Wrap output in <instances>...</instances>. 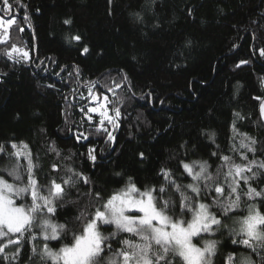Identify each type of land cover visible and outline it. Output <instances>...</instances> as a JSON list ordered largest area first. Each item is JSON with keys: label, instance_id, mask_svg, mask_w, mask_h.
Segmentation results:
<instances>
[{"label": "trees", "instance_id": "obj_1", "mask_svg": "<svg viewBox=\"0 0 264 264\" xmlns=\"http://www.w3.org/2000/svg\"><path fill=\"white\" fill-rule=\"evenodd\" d=\"M9 3L10 14L0 11L4 19L16 20L0 42V143H26L39 164L36 178L42 184L61 182L69 167L89 179L88 184L65 186L67 194L56 202L53 219L66 225V235L47 241L54 251L71 243L85 218L129 177L142 189L158 187L164 167L188 184L191 178H185L180 161L207 160L213 173L222 163L221 154L246 163L239 158L246 150H230L240 142L234 124L256 141L255 152L247 153L249 160L264 161V119L259 112L264 100V56L259 54L264 49V0H20L26 8L16 0ZM13 45L29 58L17 62L13 53L9 59L6 52ZM93 81L99 100L89 103ZM114 82L122 85L115 95L107 91ZM104 95L113 102L108 107H118L121 116L115 126L105 122L107 132H97L98 114H91L88 122L80 109L97 106ZM77 132L88 139L77 141ZM53 146L56 151H51ZM89 149H95V161ZM8 165L0 155V169ZM4 178L11 182L6 174ZM250 183L264 189V175ZM245 201L223 217L226 224L247 215ZM204 202L211 203V198ZM23 203L30 198L17 200ZM247 203L264 212L261 199ZM212 211L222 215L215 207ZM101 229L108 235L114 226ZM229 229L204 236L218 242L212 264H225L228 253H235L233 264H240L251 254L233 244L238 237ZM120 238L109 241L114 249ZM6 242L7 237L0 241ZM44 243L30 241L26 234L16 259H0V264H51L32 251L33 244L39 252ZM16 247L9 245L5 253L11 257ZM251 258L261 264L259 255ZM177 264H182L179 258Z\"/></svg>", "mask_w": 264, "mask_h": 264}, {"label": "snow or ice", "instance_id": "obj_2", "mask_svg": "<svg viewBox=\"0 0 264 264\" xmlns=\"http://www.w3.org/2000/svg\"><path fill=\"white\" fill-rule=\"evenodd\" d=\"M2 2L4 7L0 11L6 15L10 14L13 4L9 3V0ZM16 3L21 8L27 7L21 4L20 0H16ZM135 15L142 19L139 13ZM24 19H28L26 14ZM15 23L14 18L5 20L0 16V29L4 30L5 37L8 29ZM65 23L70 21L66 20ZM71 39L79 41L81 37L74 36ZM0 42H5L4 38H0ZM83 51L87 52L88 49L85 47ZM13 53H17V62L29 58L27 51L15 45L6 55L13 59ZM259 54L264 56V49L259 50ZM90 84L92 87L88 88V94L89 103H92L98 101L99 97L93 91L96 82ZM120 87V83L114 82V87L108 88L107 91L115 95V89ZM81 99L88 98L81 94ZM112 103V100L104 95L97 106L87 107L86 111L81 107L80 111L88 122L93 120L91 114H98L96 131L107 132L105 122L115 126L116 118L121 116L118 107H108ZM110 112L113 114L110 115ZM259 112L260 117L264 119V100L259 105ZM236 115L244 118L239 113ZM233 132L240 137V142L238 147L234 144L230 150H246L239 152L240 160L246 163H236L231 156L221 154L218 159L222 163L213 173L207 160L190 163L180 161V166L186 174L185 178L191 177V183L188 184L180 182L171 169L164 167L158 174L162 177L158 187L145 186L142 189L129 177L123 187L114 190L100 207L85 218L82 231L73 234L72 242L55 251L49 247L47 241H59L66 235V225L53 219L56 202L67 194L65 186L72 188L79 182L88 184V177L69 167L65 169V175L60 177L61 182L51 179L47 184H42L36 178L39 164L34 160L26 143L13 142L9 146L0 143V155L7 157L9 161L8 166L0 169V173H3L0 174V241L7 237L6 243H0V259H16L20 252L21 240L27 234L30 241H45L39 252L36 244H33L32 251L39 254L42 261H51V264H101L102 260L104 264H177V258L182 264H212L211 258L217 253L218 242L205 239L200 247L193 243V239L202 234L214 235L216 230L228 227L223 217L240 208L242 200L246 198L247 215L239 218L236 221L238 227L230 228L229 231L238 237L233 240V244L250 249L251 254L259 255L261 264H264V212H261L256 203H247L257 198L264 201V189L258 191L250 183L258 176L264 175V161L249 160L247 153L255 152L252 145L256 141L247 134L240 133L235 124ZM74 135L77 141L88 139L82 132ZM108 137L113 139L111 133ZM246 140L249 142L245 143ZM9 147L11 151L8 150ZM51 151H56L55 146ZM94 152L95 149H89L88 153L93 161L96 159ZM212 155L217 156V153ZM52 169L59 171L55 164ZM4 174L11 177V182L4 178ZM96 197L98 200L102 199L99 193H96ZM28 198L30 203L17 204V200ZM209 198L211 203H205L204 200ZM213 207L222 215L212 211ZM189 215L191 218L185 219ZM105 225L114 226V231L105 235L101 231ZM121 236L122 238L116 240L119 247L114 249L109 241ZM9 245L17 246L11 257L5 253ZM106 251L109 255L104 256ZM251 254L244 256L240 264H255ZM235 255L228 253L225 264H233Z\"/></svg>", "mask_w": 264, "mask_h": 264}, {"label": "rangeland", "instance_id": "obj_3", "mask_svg": "<svg viewBox=\"0 0 264 264\" xmlns=\"http://www.w3.org/2000/svg\"><path fill=\"white\" fill-rule=\"evenodd\" d=\"M6 20V19H5ZM12 27V26H11ZM10 29L11 28H9L8 29V31H7V33L10 31ZM0 35H1V37L2 38H4V40H6L7 38H8V34H7V36L5 37V34H4V30L3 29H0ZM25 51V50H24ZM191 178V177H190ZM238 219H235V220H232L229 224H227V226H229L230 228H235V227H238V225H237V223H236V221H237ZM224 223H225V221H224ZM226 224V223H225ZM106 226H108V225H105V226H103V227H106ZM101 231H102V229H101ZM204 236H208V234H202L200 237H196V238H194L193 239V243H195V244H197V246H200V247H202L203 246V240H205V239H208V238H204ZM197 241H199V243H197ZM212 259V258H211Z\"/></svg>", "mask_w": 264, "mask_h": 264}]
</instances>
